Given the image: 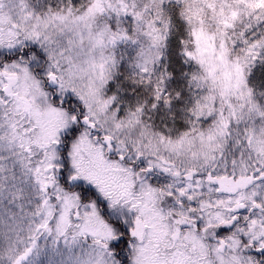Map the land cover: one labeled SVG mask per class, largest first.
<instances>
[{
	"label": "snow or ice",
	"instance_id": "obj_1",
	"mask_svg": "<svg viewBox=\"0 0 264 264\" xmlns=\"http://www.w3.org/2000/svg\"><path fill=\"white\" fill-rule=\"evenodd\" d=\"M0 264H264V0H0Z\"/></svg>",
	"mask_w": 264,
	"mask_h": 264
}]
</instances>
